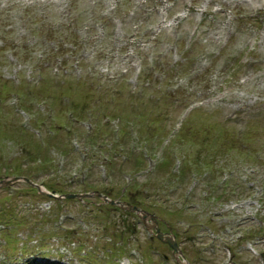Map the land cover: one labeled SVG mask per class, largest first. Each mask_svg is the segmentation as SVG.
<instances>
[{"label": "rangeland", "instance_id": "rangeland-1", "mask_svg": "<svg viewBox=\"0 0 264 264\" xmlns=\"http://www.w3.org/2000/svg\"><path fill=\"white\" fill-rule=\"evenodd\" d=\"M13 174L152 210L187 264H262L264 0H0ZM97 201L1 184L0 264H185Z\"/></svg>", "mask_w": 264, "mask_h": 264}, {"label": "water", "instance_id": "water-1", "mask_svg": "<svg viewBox=\"0 0 264 264\" xmlns=\"http://www.w3.org/2000/svg\"><path fill=\"white\" fill-rule=\"evenodd\" d=\"M25 180L27 181L28 183H30L31 185H34L38 188V190H40V187L39 185H37L36 183L30 181V179H28L27 177L25 176H18V175H13V176H8V177H3L0 179V184L6 186V185H10L12 184L13 182L17 181V180ZM46 194L50 195V196H55V197H65V198H81L82 196H87V195H92V194H97L99 197H101V199L104 201V202H108L110 204H118L120 207L122 208H127L131 211H135L136 213H140L142 217H149V218H152V214L151 213H148L147 211L143 210V209H140L139 207H137L136 205L128 202V201H125V200H118V199H113V198H108L105 194H101L100 192L94 190L92 192H83V193H80V192H66V193H63V194H60V195H57L53 192H49V191H44ZM155 228V236L160 239L161 241L165 242L170 248H171V251L172 253L174 254L175 257H181L183 262L182 263H185L187 264V261H184L185 260V256L183 255V252L181 251L177 241L175 240V237H174V234L172 232H169V231H161L159 229L158 226H154Z\"/></svg>", "mask_w": 264, "mask_h": 264}, {"label": "flooded vegetation", "instance_id": "flooded-vegetation-1", "mask_svg": "<svg viewBox=\"0 0 264 264\" xmlns=\"http://www.w3.org/2000/svg\"><path fill=\"white\" fill-rule=\"evenodd\" d=\"M99 202H100V200H99V198H98V202H97V204H99ZM132 216H133V218L134 219H136V218H138V222L139 223H141V224H143L144 226H146L147 224V226H148V228H149V231H150V235L152 236V235H154V228H153V226L155 225V224H157L158 226H159V228L162 230V231H168V225H166V227H163V223H162V221H159V219H142L141 217H138L136 214H132ZM172 231V230H171Z\"/></svg>", "mask_w": 264, "mask_h": 264}, {"label": "trees", "instance_id": "trees-1", "mask_svg": "<svg viewBox=\"0 0 264 264\" xmlns=\"http://www.w3.org/2000/svg\"><path fill=\"white\" fill-rule=\"evenodd\" d=\"M109 205V207H113V205H110V204H108ZM125 213H128V214H130V215H132L133 213H130V212H128V211H126ZM130 229V228H129Z\"/></svg>", "mask_w": 264, "mask_h": 264}]
</instances>
